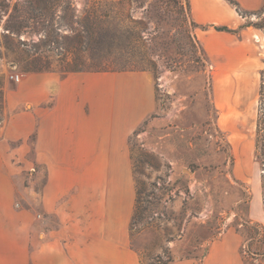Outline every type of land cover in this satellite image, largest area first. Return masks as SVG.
I'll return each instance as SVG.
<instances>
[{"label":"rangeland","instance_id":"rangeland-1","mask_svg":"<svg viewBox=\"0 0 264 264\" xmlns=\"http://www.w3.org/2000/svg\"><path fill=\"white\" fill-rule=\"evenodd\" d=\"M263 13L264 3L245 22L264 21ZM207 28L193 20L189 0H0V127L10 115L8 92L35 72L100 73L113 85L123 74L140 85L127 92L136 102L150 90L151 105L127 139L138 217L129 244L140 264L201 262L228 230L242 237L244 264H264L253 254L261 231L247 214L251 186L235 176L237 154L216 107L219 86L257 99L252 162L264 190V69L256 82L224 73L204 46Z\"/></svg>","mask_w":264,"mask_h":264},{"label":"crops","instance_id":"crops-1","mask_svg":"<svg viewBox=\"0 0 264 264\" xmlns=\"http://www.w3.org/2000/svg\"><path fill=\"white\" fill-rule=\"evenodd\" d=\"M237 1L248 10L264 3ZM189 3L193 20L208 27L203 43L222 71L256 82L264 69L263 30L241 27L246 18L225 0ZM225 23L237 31L214 28ZM129 78L117 75L113 85L100 73L35 72L8 92L10 115L0 127V264H140L129 244L135 197L127 139L152 96L145 88L140 102L128 98L140 87ZM227 88L216 93L218 124L237 154L236 178L251 186L248 217L264 226L261 176L252 162L257 99L236 97ZM241 243L228 230L210 243L201 262L171 264H244Z\"/></svg>","mask_w":264,"mask_h":264},{"label":"trees","instance_id":"trees-1","mask_svg":"<svg viewBox=\"0 0 264 264\" xmlns=\"http://www.w3.org/2000/svg\"><path fill=\"white\" fill-rule=\"evenodd\" d=\"M225 1H227L229 4L233 5L234 9L236 10V12L241 17L246 18V17H249L251 15H256V17H258L260 8L256 9V10H248V9L243 8L237 0H225ZM245 26H253V27L264 30V21H260V22L248 21V22H245L243 25H241V27H245ZM214 28L216 30H224V31H228V32H236L237 31L236 29H231V28H228L226 26H214ZM68 72H76V70L67 71L64 75H66ZM258 129H259V123H258V119H257V124H256V154H258V138H257ZM263 203H264V190H263ZM136 220H138V217H137V214L135 212L133 214L131 223H135ZM255 226H257L261 231L260 243H262V239H263V235H264V226L262 224L257 223V222L255 223ZM253 254L264 256V249L261 246V248L258 249L257 252H253Z\"/></svg>","mask_w":264,"mask_h":264},{"label":"built area","instance_id":"built-area-1","mask_svg":"<svg viewBox=\"0 0 264 264\" xmlns=\"http://www.w3.org/2000/svg\"><path fill=\"white\" fill-rule=\"evenodd\" d=\"M12 78H14V80H16V81H19V75L18 74L13 75Z\"/></svg>","mask_w":264,"mask_h":264}]
</instances>
